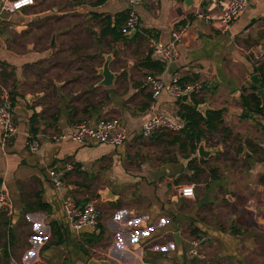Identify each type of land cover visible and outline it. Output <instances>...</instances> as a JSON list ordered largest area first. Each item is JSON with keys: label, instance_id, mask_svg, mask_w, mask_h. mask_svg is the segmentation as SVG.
I'll return each instance as SVG.
<instances>
[{"label": "crops", "instance_id": "crops-1", "mask_svg": "<svg viewBox=\"0 0 264 264\" xmlns=\"http://www.w3.org/2000/svg\"><path fill=\"white\" fill-rule=\"evenodd\" d=\"M10 1L0 0V82L10 93L17 133L2 145L0 127V185L12 203L0 212V262L86 264L93 258L109 264H199L188 254L190 237L182 233L189 221L192 237L204 240V258L219 253L224 260V248L241 247L246 255L255 247L256 264H264V116L242 102L256 93L251 75L261 83L264 70V0H248L227 29L194 20L198 0H141L132 7L137 26L119 37L111 31L119 32L131 8L121 0H33L19 11L5 10ZM226 1L215 0L214 10ZM188 20L173 59L153 52ZM105 62L113 74L109 85L102 84L100 73ZM148 76L182 85L199 81L202 89L190 102L223 110L221 127L227 131L215 133L222 136L219 143L202 140L206 150L215 148L209 157H200L198 146L191 153L173 142L177 132L142 139L141 124L153 114L183 123L178 99L165 93L152 97ZM103 117L117 118L125 128L122 145L49 138L72 132L81 120L93 126ZM26 133L38 141L37 151L30 150ZM70 161L76 167L66 175V189L58 190L47 169ZM188 182L194 196L182 197L179 188ZM108 189L113 199L102 200L100 193ZM64 193L79 206L94 200L103 209L97 241L89 242L100 232L98 224L79 231L69 227ZM37 196L49 211L29 209ZM221 199L228 207L244 203L245 209L222 227L212 222ZM206 212L209 222L202 220ZM244 216V225L231 223ZM51 222L65 233L63 244H52Z\"/></svg>", "mask_w": 264, "mask_h": 264}, {"label": "built area", "instance_id": "built-area-1", "mask_svg": "<svg viewBox=\"0 0 264 264\" xmlns=\"http://www.w3.org/2000/svg\"><path fill=\"white\" fill-rule=\"evenodd\" d=\"M131 6L127 13V17L120 27V32L126 34L133 30L138 24V16L133 5L138 4L141 0H121ZM206 7L203 8V4ZM33 0H12L9 4L4 5V9L8 11H19L26 6L33 5ZM199 6L193 11L194 20H200L203 24L209 25L217 22L223 29L229 28L241 14L245 12L248 6V0H229L218 5L216 10L212 6L215 0H198ZM212 6V7H210ZM193 20V21H194ZM192 21H187L184 25H178L172 29L170 33V42L167 45L155 44L153 52L160 55L163 59L171 60L176 56V42L181 38L182 34L187 30ZM262 59L261 54L254 56L256 62ZM2 64L0 62V72ZM147 83L151 90L152 97H157L162 93L180 99L187 92L199 93L202 84L194 81L186 85L177 82H165L154 76L147 77ZM264 88V86H263ZM264 116V106H263ZM0 127H1V143L4 145L11 137L17 133V126L13 118V106L10 98L9 90L0 82ZM183 128L181 121H176L166 114H153L141 124L140 135L142 139L148 140L160 131L177 132ZM30 138L29 147L32 151H37L38 141L32 138L30 133H26ZM54 141L70 139L77 143H85L87 141H97L110 146L122 145L127 140V132L120 125L117 118H99L95 125H91L89 120H81L75 124V128L69 133H53L49 136ZM73 161L66 162L59 168H48L47 174L51 183L58 190H65L66 175L75 169ZM179 194L182 197L194 196L193 184H185L180 186ZM62 206L67 217L68 225L71 229L79 231L84 227L96 226L103 217V209L96 204L94 200H89L85 204L79 206L71 198L70 195L64 193L62 196ZM12 203L8 191L4 186L0 185V212L9 211ZM203 239L199 237H191L188 243V253L192 258L203 259Z\"/></svg>", "mask_w": 264, "mask_h": 264}, {"label": "trees", "instance_id": "trees-1", "mask_svg": "<svg viewBox=\"0 0 264 264\" xmlns=\"http://www.w3.org/2000/svg\"><path fill=\"white\" fill-rule=\"evenodd\" d=\"M119 17L122 18V15L120 14ZM120 22L121 20H117L116 26L120 24ZM111 32L114 33L115 37L123 35L120 30L118 33H116L115 28H113ZM259 71L262 76L261 85H264V70L260 69ZM255 88L256 87L253 86L251 89L255 90ZM178 101L180 103V109L178 113L183 120V128L177 131V135L173 137V142L180 144L183 148L188 149L191 153H194L198 144L203 139H206L207 135L212 133H218L220 131H227V129L221 127L223 125L222 109L206 110L205 113L202 115L195 108V105L198 104L197 100L193 101V105L182 103L180 102V99H178ZM242 102L246 105H252V109L254 112H263V107H260V101L256 97L255 93H251L250 95L248 94L244 96ZM29 209H41L43 211H49L50 206L47 203L43 202L37 196L34 207H30ZM50 227L53 237L52 244H63L66 240L65 233L62 232L60 228L56 226L53 222L50 223ZM98 228H100V232L98 234H93L89 242H92L94 240L97 241L101 237L102 230L100 224H98Z\"/></svg>", "mask_w": 264, "mask_h": 264}, {"label": "rangeland", "instance_id": "rangeland-1", "mask_svg": "<svg viewBox=\"0 0 264 264\" xmlns=\"http://www.w3.org/2000/svg\"><path fill=\"white\" fill-rule=\"evenodd\" d=\"M88 36H90V34L88 33ZM89 38H88V44L89 43ZM166 135H170L171 133H164ZM172 136H174L172 134ZM168 137V136H167ZM221 134H218L216 135L215 133H212V134H209L207 135V143L210 144V145H215L217 143H219V141L221 140ZM149 141L151 140L148 139ZM148 140H146L148 142ZM205 144V143H204ZM224 159V157H223ZM227 164V163H226ZM188 184H191L190 182H188ZM91 199H93V197H91ZM219 203L222 205V207H218L217 209H213V213H215L213 216H212V222L213 223H217L219 224L220 223V226H227L229 224V220L232 218V214H237L238 212L241 213L240 215H243L245 213V209H243V206H244V203L243 205L240 207V208H237L235 207V205H231V207H228L229 204L227 202L226 199H221L219 200ZM245 205H246V202H245ZM193 209L189 206H186L184 207V211L186 213H188V217L190 216L189 214L191 213ZM212 213V212H211ZM208 214H210V212H206V214H204V216L202 217L204 221L206 222H209L211 217L208 216ZM245 220H246V217H241V221L238 222V220H232L231 223L232 224H235L236 222L238 224H243L245 223ZM253 221V220H252ZM244 222V223H243ZM236 225V224H235ZM193 227L189 225V221H187V224L184 225V228L182 229V233L184 234V236L186 237H192L194 235V232H193ZM211 241V240H210ZM209 241V242H210ZM208 242V243H209ZM204 244V243H203ZM187 247H188V243H187ZM244 249L241 247H232V248H224V252L223 254L221 255L224 260H222L218 255L219 253H216L213 257V259H206V258H203V259H197V258H192L193 262H196V261H199V264H256L255 262V251H256V248L255 247H251V250L250 252L247 251V254L245 255L244 252ZM203 253L204 255H206V253L204 252V249H203ZM189 254V253H188ZM239 254H244L245 256L244 257H241L239 259L238 255ZM212 258V257H210ZM214 259H216L215 261H213ZM0 264H6L5 262H0ZM55 264H62L61 263V260H57Z\"/></svg>", "mask_w": 264, "mask_h": 264}, {"label": "water", "instance_id": "water-1", "mask_svg": "<svg viewBox=\"0 0 264 264\" xmlns=\"http://www.w3.org/2000/svg\"><path fill=\"white\" fill-rule=\"evenodd\" d=\"M51 44L54 46L53 40H52ZM100 73L103 75L102 84L109 85L110 82H111V79L113 77V74L109 71L107 62H105L103 64V68H102V71ZM250 81L252 82L253 85H255L257 87L255 94L261 101V105L260 106L263 107L264 106V88L262 87V85L260 83L258 75L257 74H252L251 77H250ZM191 94H192V92H187V93L183 94L181 96V98H180V102L186 103V104L189 103V104L193 105V103L190 102V100H189ZM195 108H196L197 111H199L202 114H204L205 111L207 110L206 106H204L202 104L195 105ZM213 152H215V148L212 149V150L211 149L210 150H206L204 148V142L201 141L199 143L198 148H197V154L200 157L207 158ZM100 196H101L102 200H112L113 197H114V194L108 189V190H104V192H101ZM175 238L178 241V244L180 246V239L177 238V235L175 236ZM86 264H109V263H108L107 260H95V259L91 258V259H89L87 261Z\"/></svg>", "mask_w": 264, "mask_h": 264}]
</instances>
